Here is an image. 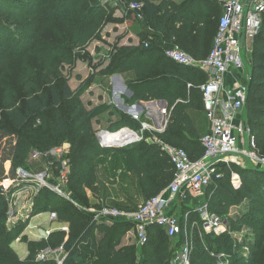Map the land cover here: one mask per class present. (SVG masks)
Returning <instances> with one entry per match:
<instances>
[{"label":"trees","instance_id":"16d2710c","mask_svg":"<svg viewBox=\"0 0 264 264\" xmlns=\"http://www.w3.org/2000/svg\"><path fill=\"white\" fill-rule=\"evenodd\" d=\"M125 1L126 4L136 3L140 6L139 12L134 11L135 21L140 27L139 43L137 46L116 49L101 75L130 71L132 80L127 82V86L132 97L129 102L165 101L169 116L166 129L161 133L145 132L141 141L129 146L102 147L93 122H99L107 115H117L118 120L107 126L109 132L124 127L138 131L143 117L135 120L119 113L113 106L87 110L81 102V86L71 90L66 78L58 74V68H51L48 62L42 67L43 75L49 76L44 90L36 86L27 90L23 98H18L10 92L11 87L6 86L0 114V264H57L52 258L44 262H36L35 258L45 249L55 251L60 248L63 251L62 264H171L175 252L186 242L185 233L190 235L192 241L189 264H214L210 253L223 252L229 255L231 249H227V241L230 245L235 244L231 236L239 233L244 223L252 232L244 240L250 246L236 244V247L244 246L251 249V253H245L243 258H235L229 264H264V212L259 208L250 206L248 213L241 221H237L239 223L229 219V231L219 237L202 233L199 226L195 210L198 205L206 203L209 212L221 218H226L234 201L244 197H249L252 203L264 205V171L249 168L238 170L241 186L235 189L230 183L234 168L232 164L221 167L222 178L206 190L207 202L188 199L175 203L177 216L183 225L186 224L184 234L174 241L179 246L175 251L165 232L155 226L148 229V242L144 246L125 245L123 239L133 227L130 222L94 221L91 214L78 210L45 187L34 197L35 205L32 206L30 216L54 213L57 222L64 224L67 231H53L46 240L39 242H27V238H21L27 242L28 247V255L23 261L11 248L14 240L21 236L26 223H18L15 230L7 231L10 198L14 192L25 190L27 186L14 183L6 192L2 182L17 179L16 172L25 166L32 147L35 152L46 154L52 148H60L68 143L65 157L69 166L67 186L70 187L71 196L91 207L86 205L85 199V195L90 193L99 202L93 207L116 208L126 212L136 211L138 200L145 202L158 195L172 181V166L157 142L184 149L192 160L204 154L200 139L207 133L208 126L201 119L203 102L200 87L207 78L195 68L173 63L165 57L164 50L177 46L195 58H207L222 16H219L221 7L213 0H184L181 3L171 0ZM202 2L216 8V18L204 20L197 14H190L191 8ZM17 3V0H0V56L9 52L13 41V36L9 38L12 24L10 16H21L24 13V8ZM59 11L60 8H48L43 13H35L37 18L42 19L32 24L35 35L51 26L60 35L62 32L68 34L62 41L66 49L82 46L94 31L91 11L89 14H81L80 20L70 18L73 12H69L68 8L61 14H58ZM209 21L213 24L217 22L214 32ZM38 39L32 41L30 51L36 50L38 41L43 42ZM44 42L52 46L53 53L62 51V42ZM145 43L148 44L147 48ZM247 63L250 78L244 107L245 123L250 135L256 140L257 153L264 156V22L254 38ZM69 104L71 109L64 113L62 107ZM49 113L50 118L47 116ZM40 134L42 144L36 142L41 138ZM120 135L108 134L105 141H120ZM147 138H151V143L147 142ZM50 160L55 175H58L60 161L56 159L55 162L53 157ZM196 222L203 234L197 241L195 235L198 230L191 229V225ZM223 237L226 240H221Z\"/></svg>","mask_w":264,"mask_h":264},{"label":"built area","instance_id":"2783aa9c","mask_svg":"<svg viewBox=\"0 0 264 264\" xmlns=\"http://www.w3.org/2000/svg\"><path fill=\"white\" fill-rule=\"evenodd\" d=\"M222 10V16L218 22L216 35L213 40V47L207 58L201 62H196L189 54L185 53L177 46L166 48L164 55L167 59L178 65L190 68L199 67L207 73L206 82L200 87L202 102L206 119L209 123V132L200 139L204 154L197 160H192L184 149L176 148L168 144L157 142L163 153L166 154L173 169L172 181L166 189L158 195L146 200L136 211L126 212L116 208L101 207L100 209L90 210L94 221L112 222L115 220L127 221L132 224V232L136 245L144 246L148 242V229L152 226L162 229L169 239L175 238L181 231L182 222L176 214L174 205L177 202H184L188 199H198L216 180L222 178L221 167L230 164H238L242 156L252 158L254 165H264V158H259L253 153H249L242 146L244 138L247 136V143L255 148L254 137L250 135L243 122H240L242 113L247 100V87L241 84V74L243 73L244 63L241 58L242 43L245 39L255 37L264 22V0H214ZM132 11L139 12L140 6L133 4L130 6ZM138 18H141L138 15ZM148 47V44H144ZM229 73L235 75V83L232 87H226L225 78ZM135 107H132L134 109ZM160 115L159 132H163V117L168 118L167 109L158 111ZM150 115V114H149ZM139 120L137 114L132 116ZM150 127L141 123L138 131L128 128L119 130L115 134L126 133L132 136L130 143L142 140L146 131ZM99 138V143L104 146L107 142ZM239 142L240 147L236 146ZM64 146L55 148L45 156H61ZM67 154V153H66ZM31 158H40L38 152H32ZM56 157V158H57ZM239 157V158H238ZM60 160V171L57 176L58 185L53 186L46 183L48 171L46 168H38L33 176L28 175L22 169H18L16 180H5L2 186L8 189L12 184H19V179L30 178L33 187L37 192L48 186L51 191L61 194V188H65L68 183V164ZM37 172V170H39ZM233 188L241 182L238 175L233 176ZM196 213L199 218V226L202 233L219 237L229 231V219L221 218L209 212L207 205H198ZM89 212V211H88ZM187 216V215H186ZM185 216V221L187 217ZM51 220H56V214H51ZM10 221V217L8 218ZM26 223V222H25ZM185 230H186V224ZM198 227V223H193L191 229ZM67 231L66 226L60 228ZM200 230V229H199ZM46 232L44 238L49 236ZM186 242L174 254L171 264H189L192 241L189 235L184 234ZM18 241V240H17ZM214 264H229V255L226 253H210ZM54 259L57 264H62L63 251L58 249L52 251L45 249L39 252L35 258L36 262H44Z\"/></svg>","mask_w":264,"mask_h":264},{"label":"rangeland","instance_id":"374dc122","mask_svg":"<svg viewBox=\"0 0 264 264\" xmlns=\"http://www.w3.org/2000/svg\"><path fill=\"white\" fill-rule=\"evenodd\" d=\"M17 0V4L21 5V7L24 8V13L21 16H10L11 21V28L9 33V38L13 36L12 44L9 47V52H7L4 55L0 56V114L2 113V94L4 90L6 89V86H10V92L17 95L18 98H23L25 94L28 92L27 90H31L36 86H39L42 90H44V85L49 81V76L43 75V69L42 67L45 66V64L48 62L51 65V68H58V74L61 76H64L68 82V85L71 90H76L81 86L80 92L81 95V102L86 105V107H89V109H92V105L96 102L97 99L102 100L103 97L111 98L110 90L108 91H101V87L98 91L99 86L103 82V76H101L102 64L108 63L111 55L113 52L118 49L117 44L115 43V40L117 37L123 34H127L128 32H131L130 29H135L136 32L139 28V25L135 21V13L130 9V6L134 3L126 4V1L123 0ZM101 4V6H100ZM104 4V5H102ZM136 4V3H135ZM57 5V6H55ZM92 6V8H91ZM100 6L101 8L98 10L97 7ZM48 8H51L53 10H58L60 8V11L58 14H61L65 8H68L69 12H73L70 16V18H74L76 20H80L81 14H89L91 9V16H92V22H93V32L88 39L87 42H85L82 46L76 47H69L66 49V45L62 42L65 38H67L68 34L62 32L58 33L57 30H53V27L49 26L48 28L44 29L41 34L36 33L33 31L32 24L33 22H38L40 18H37L35 16V13H43ZM116 9H120L122 12L123 20L124 18L128 20L127 22H131V26L128 23L129 28H125L124 30H121L119 28H115L113 25L116 21H118L117 18L114 17V11ZM29 16H32V18H29ZM85 17L82 18L84 20ZM42 21V19H40ZM211 21V19H210ZM210 23L211 27L213 28V22ZM133 22V23H132ZM85 25L83 27L85 28ZM70 30V29H69ZM69 32V31H68ZM132 33V32H131ZM40 38L38 39V37ZM6 38V37H5ZM8 38V40H9ZM38 39L43 40L38 41L37 48L35 51H30V47L32 44V41ZM127 38V37H125ZM254 38L252 39H245L246 43L253 44ZM5 41V42H8ZM44 40H51L52 43H58L62 42L63 46L61 48L62 51H59L57 53H53L52 46L50 44H46ZM123 43V42H122ZM212 46V44H211ZM64 47V48H63ZM212 48V47H211ZM250 48V47H249ZM246 51L244 49L241 50V58L244 63L243 73L241 74V84L248 87L249 83V67L247 63V55ZM107 60L106 62H104ZM46 61V62H45ZM100 71V72H99ZM103 71V70H102ZM102 77V80L100 79ZM32 83V85H31ZM264 98V95L262 96ZM70 104L67 106H63L62 110L64 113L69 112ZM103 107V105H98L97 107H94L96 109H100ZM71 109V108H70ZM245 109V108H244ZM244 109L242 113L240 114V122H243L245 125V114ZM48 118H50L51 114L49 113ZM140 119L143 117V120L141 123L147 124L151 129L150 133L157 132V129L155 125L150 121L151 118H149L146 114V111H142L139 115ZM202 120L207 124V120L202 114L201 116ZM167 119V118H166ZM160 125L159 123L157 126ZM167 125V124H166ZM208 126V125H207ZM31 126L29 125L28 128ZM94 128L97 130L99 128L98 125H94ZM49 131V129H47ZM38 131L36 130V134ZM100 134V133H99ZM41 137V134L39 135ZM41 138H39L36 142L39 144H42ZM120 141L124 140L125 137L123 135H120ZM132 138L128 137L127 140H131ZM244 145L242 148L246 150L249 153H253L255 156L261 158H264V156L261 154L259 155L256 151L257 145L255 140V148L250 147L247 143V136L244 138ZM123 142V141H122ZM68 143H64V151H66L65 146H68ZM236 146L240 147V144L237 140ZM69 147V146H68ZM34 147H32L27 159L26 164L23 168H21L25 173H27L30 176H33L34 172L38 168H46L48 171V178L46 180L47 184L57 186L58 185V179L57 174L55 175V170L53 167V163L51 162L50 158L53 157L55 162L57 160H64L63 162H66L68 164V161L66 160V152L57 157V156H45V154L39 153L40 158L37 160H34L31 158L30 154L34 151ZM40 149V148H39ZM43 151V149H40ZM45 150V149H44ZM51 150H55V148H52ZM49 150L48 152H50ZM57 157V158H56ZM239 158V157H238ZM54 162V161H53ZM238 164H232L234 168L232 169V173L230 176V183L234 184V175H238V178L241 182V176L238 173V170L241 169H255L264 171V165H254V161L252 158L242 156L238 160H235ZM69 169V166H68ZM69 171V170H68ZM21 182L19 184H23L26 187L24 190L16 191L13 194V197L10 198L11 206L9 209V217L10 221L7 220L6 227L7 231L15 230L17 228V224H13V215L17 212V214L20 215L21 220L24 221L27 220V216H30L32 213V206L35 205L34 203V197L37 196V190L32 184V180L30 178L26 179H19ZM4 182V181H3ZM33 185V186H32ZM4 188V187H3ZM45 188L51 190L48 186H45ZM240 188V184H236V188ZM251 188V187H250ZM5 189V188H4ZM6 192H9V188L5 189ZM55 193V192H54ZM46 193H44L45 196ZM56 196L63 199L65 202H69L73 204L78 210L88 213L89 209L94 208L93 206L96 205V202H94L93 197H90L89 195H85V199L87 201L86 205H91V207L85 206V202L82 200L79 202V200L75 199L73 196H71L70 193V187L68 188H61V194L55 193ZM207 193L206 191L203 192L201 196H199L200 201L199 202H207ZM197 200V199H194ZM198 201L195 202L197 204ZM206 204V203H205ZM261 203H252L251 199L249 197H244L240 199L239 201H234L233 205L229 208L228 214L226 218L232 220L233 222H237L238 220L242 219L244 215L248 213V209L251 207H257L261 210V212H264V205H259ZM142 205V204H141ZM140 205V206H141ZM191 206V205H189ZM251 206V207H250ZM194 209V207H192ZM51 213V212H50ZM181 213V212H180ZM18 220V219H17ZM16 220V221H17ZM40 220H44L46 222L47 215L40 217ZM241 221V220H240ZM19 222V221H18ZM239 223V222H237ZM57 224L54 223V226ZM181 231L180 233L171 240L172 248L174 251L179 247H177L175 244V239H177L178 236L181 234H184V225L182 221L181 225ZM196 232V241L198 238H202L203 234L197 229ZM252 232H249V229H247L246 224L244 223L242 226V230L239 233H233V236L231 238L233 239V242L235 244L230 245V242L227 241V249H231L229 253V261H233L235 258L241 259L243 258L245 253H251V249L249 248H243L244 246L236 247V244L239 245H245L248 246L250 243L246 244L244 240L248 238L249 234ZM201 235V236H200ZM221 240H226V237L221 238ZM130 241H135V239H132ZM30 242H38V241H30ZM136 244V241L134 242ZM250 246V245H249ZM139 248V247H138ZM228 255V254H227ZM139 258V257H138ZM232 259V260H231ZM140 261V258L138 259Z\"/></svg>","mask_w":264,"mask_h":264},{"label":"crops","instance_id":"0c3cea01","mask_svg":"<svg viewBox=\"0 0 264 264\" xmlns=\"http://www.w3.org/2000/svg\"><path fill=\"white\" fill-rule=\"evenodd\" d=\"M171 1H173L175 3H181L184 0H171ZM207 2H202V3L198 4V5L193 6L191 8L190 14H197L200 19L204 18V20L209 19L210 17L216 18L215 17L216 13H217L216 8H214L210 3H207ZM219 11L221 13V14H219V16H221L222 15V10L219 9ZM114 12H115L114 13V17L118 19V21H116L115 24L113 25L115 28H119L121 30H124L127 27L129 28L128 23L130 24V27H132L130 21L127 22L128 20H126L125 18L123 20H121L120 17L123 18V15H122V12L120 11V9H116ZM199 26H201V25H199ZM216 26H217V22H214L213 28H212L213 32H214ZM130 31L132 33L128 32L127 33V34H129L128 36L125 35V34H123V35L120 34V36L116 38L115 43L117 44L118 48L126 47V46H137L138 45L140 27L138 28L137 32H136L135 29L133 30V28H131ZM125 37H127V38H125ZM212 39L213 38L210 39V42H212ZM252 45L253 44H249L248 42L246 43L245 40L242 43V49H244L246 51V53H247L246 55L247 56L250 55V53L252 51ZM190 56L196 62H201V61H203L205 59V56L203 58H195L192 55H190ZM106 61L107 60H105L104 62H106ZM135 62H137V60ZM108 63L106 62V63L102 64L101 65L102 69H100V71L104 70L106 68V66L108 65ZM195 69L201 71L207 78V73L206 72L202 71L197 66H196ZM101 76H103L104 79H103L102 84L99 86L98 91H99L100 87H101V91H107V90L109 91L110 90L111 98L103 97L102 100L97 99L96 102L92 105L93 108L97 107L100 104L103 105V106H113V108L116 109L119 113H122L124 115L130 116L131 118H132V116L134 114L140 115L142 111H146L147 116L149 118H151L150 121L153 123V125H155L156 129L158 130V126L159 125L157 126V124L158 123L160 124V122H161L160 115L158 113V111L160 110L161 106L157 104L158 101H150V102L138 101V102H135V103H130L129 102L130 98L132 97V92L130 91V89L127 86V82L132 80V73L130 71H127V72H124V73H121V74H114V75H109V76L101 75ZM100 79L102 80V77ZM235 81H236L235 80V75L233 73H229L226 76V78H225L226 87H232L234 85ZM84 106L86 107L85 104H84ZM132 107H135V108L132 109ZM86 108H87V110H91V109H89V107H86ZM166 109H167V104H166ZM202 114H204V116H205V113L203 112V108H202ZM168 119H169V116L165 120L164 130L166 129V126H167L166 124H168ZM239 119H240V117H239ZM117 120H118V116L117 115H110V116L107 115L101 121L93 122V128H94V125H98L99 126V128L97 130L94 128V130H96L98 132V135L101 132H107L108 134H115L121 129L128 128V127H124V128L119 129L116 132H113V133L109 132L107 130V126L110 123L116 122ZM162 124H163V120H162ZM207 125H208V127H207V133H208L209 132V123H208V121H207ZM128 129H130V128H128ZM146 132H149V131H146ZM157 132L159 133V131H157ZM128 137L132 138V136H129V135L125 136V138H128ZM142 138H143V136H142ZM132 139L131 140H127L125 142V144H123V146H129V145H131L133 143H136V142L130 143V141H133ZM147 142L151 143V138H147ZM68 146H65L66 153H68V149H69ZM123 146H121V147H123ZM102 147H108V146H106V144H105ZM87 195H89L90 197H93V199H94L93 201L96 202V204L99 203L96 197H94L90 193H88ZM199 199H201V198H198L197 200H199ZM142 203H143V201L138 200V203H137L138 207ZM138 207H137V209H138ZM96 209L97 208H95V207L92 208V209H89L88 213L91 214L90 210H96ZM51 214L52 213H50V212H46V213H40V214H37V215H34V216H27V220L26 221H24L26 218L22 221L21 218H20V215L17 214V212L13 215V220H14L13 224H18V223H21V222L25 223L26 222V226H25L21 236H19V238L14 240V242L11 244V248L13 249V251L16 253V255L18 256V258L20 260L23 261L28 255L27 242H30V241H38L39 242V241H42V240H46L44 238V235H45L46 232L51 233L53 231L60 230V228L62 226H65L64 224H59L57 222V220H51ZM45 215H47L46 222L44 220L43 221L40 220V217L42 218V216H45ZM54 223H56L57 225L54 226ZM23 237L27 238V242H23L22 241L21 238H23ZM132 239H134V236H133L132 230H130L128 232V234L123 239L124 244L125 245L135 244L134 243L135 241L134 242L130 241Z\"/></svg>","mask_w":264,"mask_h":264},{"label":"water","instance_id":"95a60500","mask_svg":"<svg viewBox=\"0 0 264 264\" xmlns=\"http://www.w3.org/2000/svg\"><path fill=\"white\" fill-rule=\"evenodd\" d=\"M157 104L161 106V109H166V103L164 101H158ZM162 125L165 126V117H163V124ZM107 134H108L107 132H101L98 135V140H99V138H102V137L106 136ZM126 139L127 138H125L124 140H122L123 142L115 139L113 141L107 142L106 143V146H108V147H121V146H123V144H125ZM38 171H40V169L37 170V172Z\"/></svg>","mask_w":264,"mask_h":264},{"label":"bare ground","instance_id":"6f19581e","mask_svg":"<svg viewBox=\"0 0 264 264\" xmlns=\"http://www.w3.org/2000/svg\"><path fill=\"white\" fill-rule=\"evenodd\" d=\"M120 134H122V135H123V137H125V136H127V135H128V134H126V133H120ZM120 134H111V135L115 136V135H120ZM105 137H106V136H104V138H103V141H104V142H106V141H107V140L105 141Z\"/></svg>","mask_w":264,"mask_h":264}]
</instances>
